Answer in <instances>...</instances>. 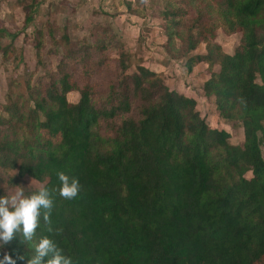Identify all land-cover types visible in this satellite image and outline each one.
I'll list each match as a JSON object with an SVG mask.
<instances>
[{"label":"trees","instance_id":"1","mask_svg":"<svg viewBox=\"0 0 264 264\" xmlns=\"http://www.w3.org/2000/svg\"><path fill=\"white\" fill-rule=\"evenodd\" d=\"M181 2L162 14L168 41L180 40L186 56L206 44L187 64L218 68L203 91L232 133L208 127L196 100L152 71L122 74L121 62L114 72L111 32L91 46L64 34L57 71L1 106L0 197L17 186L37 192L30 178L52 192L53 209L51 225L41 217L32 241L18 233L0 259L28 264L48 236L73 264H264V0ZM37 5L23 8L25 28ZM221 27L240 37L232 54L213 41ZM61 171L79 178L76 198L60 196Z\"/></svg>","mask_w":264,"mask_h":264},{"label":"rangeland","instance_id":"2","mask_svg":"<svg viewBox=\"0 0 264 264\" xmlns=\"http://www.w3.org/2000/svg\"><path fill=\"white\" fill-rule=\"evenodd\" d=\"M33 1L38 5L32 23L25 28L23 8ZM181 1L0 0V118L8 117L1 106L7 104L9 99L27 96L26 83L29 80L32 85L39 78L57 71L65 57L66 44L61 38L64 34H67L72 45L80 42L87 46L94 45L102 36L108 38L112 35L118 46L116 49L115 45L114 51L107 52L105 56L111 61L114 72L120 70L121 62L126 66L122 74L134 73L139 66L152 71L170 90L194 98L197 110L208 127L232 133L231 124L219 116L214 98L206 96L203 91L204 83L218 68L200 63L189 69L187 64L190 57L206 53V44H198L196 50L186 56L179 54L183 47L180 40L173 38L168 41L166 21L162 14L166 8H183ZM185 7L193 14L192 7ZM187 20L183 22L191 23ZM48 26L53 29L51 35L54 39L47 34ZM39 31H43L44 36L38 58L36 46ZM104 32H111V35ZM12 35H16L13 44ZM213 35V41L226 54H232L239 45V35L228 34L224 28H218ZM66 98L68 102L76 103L79 94L70 92ZM230 143L238 144V137L232 134ZM10 175H16V172ZM24 182L33 188L42 186L30 178H25Z\"/></svg>","mask_w":264,"mask_h":264},{"label":"clouds","instance_id":"3","mask_svg":"<svg viewBox=\"0 0 264 264\" xmlns=\"http://www.w3.org/2000/svg\"><path fill=\"white\" fill-rule=\"evenodd\" d=\"M58 178L61 182L60 196L76 198L82 187L79 178L63 171L58 173ZM52 209V192L44 186L31 195H25L24 188L17 186L13 194L0 197V248L13 241L18 233L24 241H32L41 217L51 225ZM48 232H53V229L49 227ZM45 257H48L47 264H73V259L63 254V250L48 236L40 239L35 246V255L28 258V264H44ZM0 264H16V260L10 254H4Z\"/></svg>","mask_w":264,"mask_h":264}]
</instances>
